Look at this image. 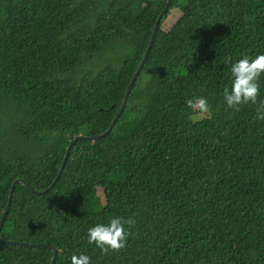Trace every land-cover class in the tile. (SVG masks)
I'll return each mask as SVG.
<instances>
[{
	"label": "trees",
	"instance_id": "16d2710c",
	"mask_svg": "<svg viewBox=\"0 0 264 264\" xmlns=\"http://www.w3.org/2000/svg\"><path fill=\"white\" fill-rule=\"evenodd\" d=\"M166 1L0 0V218L14 179L39 191L15 184L0 236L26 244L0 264H50L34 244L54 264H264V121L223 95L226 58L264 54V0H172L114 126L49 188L70 140L110 126ZM115 217L135 224L104 255L87 233Z\"/></svg>",
	"mask_w": 264,
	"mask_h": 264
},
{
	"label": "clouds",
	"instance_id": "9594fccd",
	"mask_svg": "<svg viewBox=\"0 0 264 264\" xmlns=\"http://www.w3.org/2000/svg\"><path fill=\"white\" fill-rule=\"evenodd\" d=\"M225 63L230 64L232 86L224 88V101L234 111H240L242 105H257V119L264 121V101L259 100L260 79L264 76V54L255 58L244 56L232 63L231 58H226ZM186 105L193 114L204 115L210 111L208 100L203 96L193 97L186 101ZM135 224L134 219L115 217L108 224H97L87 233L88 242L95 244L104 255L109 252H120L128 244L131 232L128 230ZM128 226V227H126ZM72 264H91V257L86 254L71 257Z\"/></svg>",
	"mask_w": 264,
	"mask_h": 264
},
{
	"label": "water",
	"instance_id": "95a60500",
	"mask_svg": "<svg viewBox=\"0 0 264 264\" xmlns=\"http://www.w3.org/2000/svg\"><path fill=\"white\" fill-rule=\"evenodd\" d=\"M172 0H167L164 7L162 8L161 12L159 13L158 17L156 18L155 22H154V25H153V29L151 31V34H150V37H149V40H148V43H147V46L145 48V51L142 55V58L141 60L139 61L138 63V66L137 68L135 69L133 75L131 76L129 82H128V85L126 87V90H125V93L123 95V98H122V102L120 104V107L118 109V112L116 113V115L112 118L111 120V123H110V126L103 132L101 133H98V134H95V135H84V134H77L74 136L73 139L70 140V142L68 143L67 147H66V150H65V153L63 155V158H62V161H61V164H60V167L58 169V172L56 173L53 181L51 182V185L49 186L52 187L56 181L59 179L62 171H63V168L65 166V163L67 161V158L69 156V152H70V149L72 148V146L79 140V139H87V140H90V141H96L104 136H106L110 130L112 129V127L114 126L118 116L122 113L124 107H125V104H126V99L129 95V92L131 91L132 89V86L141 70V68L143 67V64L148 56V53L153 45V42H154V39H155V36H156V33H157V30H158V27H159V24H160V20H161V17L162 15L167 11L170 3H171ZM16 183H22L23 185H25L27 188H29L31 191H34V192H39L35 189H33L28 183L25 182L24 179L22 178H16L14 179V181L11 183L10 185V189H9V194H8V198H7V202H6V206L4 208V211L2 212V215H1V218H0V230L5 222V219H6V216H7V213L9 211V208H10V203H11V199H12V194H13V191H14V187H15V184ZM47 189L43 190V192H46ZM0 242L2 243H8V244H20V245H25L26 243L25 242H17V241H14V240H5L3 239L1 236H0ZM36 246H43V247H48V248H51L54 252L53 256H52V259L50 261V264H54V261H55V257H56V249L53 248L52 246H50L49 244H34Z\"/></svg>",
	"mask_w": 264,
	"mask_h": 264
},
{
	"label": "rangeland",
	"instance_id": "374dc122",
	"mask_svg": "<svg viewBox=\"0 0 264 264\" xmlns=\"http://www.w3.org/2000/svg\"><path fill=\"white\" fill-rule=\"evenodd\" d=\"M180 15V11L177 8H173L167 18L162 23V28L167 30L176 20V18ZM97 194L103 198L102 189L100 187L97 188Z\"/></svg>",
	"mask_w": 264,
	"mask_h": 264
}]
</instances>
